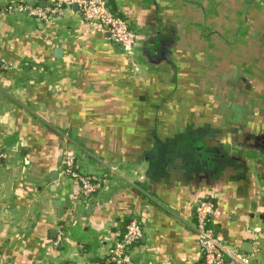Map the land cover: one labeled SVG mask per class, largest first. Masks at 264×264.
<instances>
[{
    "label": "crops",
    "instance_id": "crops-1",
    "mask_svg": "<svg viewBox=\"0 0 264 264\" xmlns=\"http://www.w3.org/2000/svg\"><path fill=\"white\" fill-rule=\"evenodd\" d=\"M107 2L133 56L75 7L0 16V264H116L133 218L132 264H201L202 199L217 237L264 264V0ZM67 154L101 177L93 196Z\"/></svg>",
    "mask_w": 264,
    "mask_h": 264
},
{
    "label": "built area",
    "instance_id": "built-area-1",
    "mask_svg": "<svg viewBox=\"0 0 264 264\" xmlns=\"http://www.w3.org/2000/svg\"><path fill=\"white\" fill-rule=\"evenodd\" d=\"M74 6L77 7V11L85 21L100 25L103 31L109 34L125 53L129 56L134 55L139 45L137 34L130 21L115 13L108 5L107 0H52L51 4L46 7L32 3H15L5 7L0 16L22 12L40 21H48L62 16L66 9L71 10ZM4 66V61L0 59V67ZM3 157H5L4 154H1L0 164ZM61 168L63 175L78 185L81 197L93 196L102 186L101 177L83 172L72 154H67L64 157ZM214 210L215 204L210 199H202L195 206L196 223L194 229L201 251V264H252V255H247L239 249L226 245L217 237L212 226ZM142 233L141 222L137 218L131 219L125 228L121 241L110 251V261L116 264H132L129 251L139 241ZM59 239H61V235Z\"/></svg>",
    "mask_w": 264,
    "mask_h": 264
},
{
    "label": "water",
    "instance_id": "water-1",
    "mask_svg": "<svg viewBox=\"0 0 264 264\" xmlns=\"http://www.w3.org/2000/svg\"><path fill=\"white\" fill-rule=\"evenodd\" d=\"M75 7V9H77V7L76 6H74Z\"/></svg>",
    "mask_w": 264,
    "mask_h": 264
}]
</instances>
